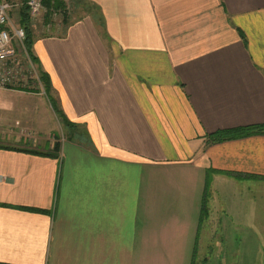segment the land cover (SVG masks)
Instances as JSON below:
<instances>
[{"label":"crops","instance_id":"1","mask_svg":"<svg viewBox=\"0 0 264 264\" xmlns=\"http://www.w3.org/2000/svg\"><path fill=\"white\" fill-rule=\"evenodd\" d=\"M72 4L6 90L54 138L0 131V264H264V134L215 140L264 126V0Z\"/></svg>","mask_w":264,"mask_h":264},{"label":"rangeland","instance_id":"2","mask_svg":"<svg viewBox=\"0 0 264 264\" xmlns=\"http://www.w3.org/2000/svg\"><path fill=\"white\" fill-rule=\"evenodd\" d=\"M10 1L16 6L13 10V25L17 26L20 20V11L25 2L24 0ZM66 1L65 8L68 10L67 13L69 11L72 13V0ZM44 14L45 13H42L36 21L32 22L33 31L37 30V32L40 31V33L47 31L43 27L47 23ZM52 19L54 22L59 23L62 21V16L57 15L52 17L50 18V21ZM36 65L34 64L35 76L39 77L38 71L40 70H38ZM34 85L36 86V92L43 91L44 84L37 79L34 80ZM20 95V93H13L0 89V131L3 132L5 141L12 142V144L16 145L21 143L28 147H31L36 143H44L46 145L47 143L45 142L47 137H49L50 140H53L54 138V134L48 135L50 126H53L49 125V119H52L53 117L51 115L53 114L51 110L53 107L50 110H47L45 107L41 106L40 103H38L36 107L31 108L21 106L16 100ZM59 135L62 136L61 131L59 132ZM41 147L42 145H38V148ZM261 237L263 238L264 234L260 233V238Z\"/></svg>","mask_w":264,"mask_h":264},{"label":"built area","instance_id":"3","mask_svg":"<svg viewBox=\"0 0 264 264\" xmlns=\"http://www.w3.org/2000/svg\"><path fill=\"white\" fill-rule=\"evenodd\" d=\"M15 7L10 0H0V89L36 92L34 80L43 82L40 73L39 77L35 76V63L27 50L26 30L20 25H13L12 13ZM26 7L31 23L42 13L48 12L42 0H29ZM67 11L53 10L51 18L68 14ZM51 23L56 22L52 19Z\"/></svg>","mask_w":264,"mask_h":264},{"label":"trees","instance_id":"4","mask_svg":"<svg viewBox=\"0 0 264 264\" xmlns=\"http://www.w3.org/2000/svg\"><path fill=\"white\" fill-rule=\"evenodd\" d=\"M29 0H24V6L20 11V20H19V25L23 27L26 32H27V50L33 60V62L36 64V59L33 57L32 52H31V39H32V23L30 20V16L28 13V9L26 7V4ZM45 8L49 10V13L51 11H63L65 12V8H63L64 4L60 0H42ZM41 80L44 82V75L39 71ZM257 134H264V126H253V127H248L245 129H240L236 131H230V132H225L221 135V137H218L215 139L216 142H221L228 140V138H243L246 136L250 135H257Z\"/></svg>","mask_w":264,"mask_h":264}]
</instances>
